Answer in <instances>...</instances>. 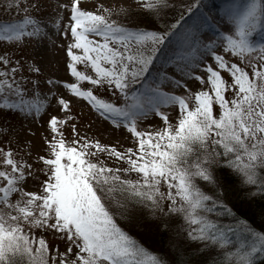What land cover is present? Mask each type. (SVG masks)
<instances>
[{"label": "snow or ice", "instance_id": "snow-or-ice-1", "mask_svg": "<svg viewBox=\"0 0 264 264\" xmlns=\"http://www.w3.org/2000/svg\"><path fill=\"white\" fill-rule=\"evenodd\" d=\"M40 3L4 0L5 13L24 15L0 20V40L23 47L51 39L33 15ZM60 7L69 9V19L61 24L57 14L53 26L63 27L69 40L70 79H48L43 94L39 80L16 75L19 60L0 55V114L39 117L48 104L42 95L65 110L48 120V154L37 157L45 174L39 191L25 188L32 165L0 147V264H256L264 258V0H226L218 16L191 0L170 21L174 0H136L135 14L148 22L134 24L122 19L133 14L127 0L94 10L80 0ZM29 71L41 68L29 63ZM57 86L126 129L133 145L120 150L79 135L74 123L75 138L66 141L61 125L78 117L68 115L70 100L56 97ZM149 115L160 119L159 128L138 124ZM109 158L116 166L105 163ZM230 180L243 194L238 204L230 199ZM47 232L66 241L64 251L49 244ZM140 232L168 235V249H150Z\"/></svg>", "mask_w": 264, "mask_h": 264}, {"label": "rangeland", "instance_id": "rangeland-1", "mask_svg": "<svg viewBox=\"0 0 264 264\" xmlns=\"http://www.w3.org/2000/svg\"><path fill=\"white\" fill-rule=\"evenodd\" d=\"M179 1L180 0L176 2ZM31 2H35V0H31ZM113 2H115V0H80L81 6L88 10H94L97 4L100 3L107 5ZM127 2L131 4L133 10H135L136 0H127ZM69 4L70 0H41L39 10L33 12V15L39 17L47 26L48 36H50L51 39L44 38L39 41L32 40L24 44L23 47L13 46L11 42L0 40V55L7 54L11 57L13 63L19 60L20 69L17 71L16 75H23L29 80H39V88L43 94H46L51 88V86L46 83L48 79H70V74L66 71V46L69 40L66 36L62 35L64 32L63 27L57 30L53 26L57 14L62 17L61 24L67 23L69 19V9L67 7L61 8L60 5ZM0 16H15L13 15V11L9 13L4 12V0H0ZM122 19L124 18L122 17ZM129 19L130 16L125 18V20L128 21ZM131 20L132 22L135 21L133 19ZM29 63L40 67L41 72L39 74L30 72ZM244 65L245 62H241V66ZM0 67L5 66L0 65ZM78 67L83 68L82 65H78ZM87 71L91 72V69L89 68ZM187 83L193 90H197L199 87L198 83L195 81L189 80ZM25 86L27 87L28 85ZM81 86L89 87L91 85L86 81H81ZM91 87L96 91V86ZM52 91L56 93V97L63 95L66 99H69L71 111L68 115H75L78 117L75 120L67 121L65 124L61 125V129L64 133L63 138L66 141H71L75 138L71 131V124L74 123L76 125V132L79 135L98 139L104 144L116 145L120 150L133 145V137L126 129L116 128L111 125L110 122L98 118V115L82 98L73 97L70 92H67V90L63 89L61 86L53 88ZM179 92L182 93L183 90L181 89ZM97 94L103 95L105 98H111V93H106L104 89H99ZM41 98H47L48 104L46 108L42 110L39 117L34 115H13L10 113L7 115L0 114V147H11L17 159L23 158L28 164L32 165L34 170L32 178L28 179L25 185L26 190L32 191L40 190L39 184L45 175L41 171L44 165L41 161L37 160V157L48 154L45 140L52 136L48 120L52 115L58 117H63L65 115V110L61 108L55 97H46L42 95ZM166 111L169 112L170 119L175 116V112L172 109H166ZM138 124L142 128H148L149 126L152 128H159L161 121L157 116L149 115L146 119L138 121ZM5 128H7L6 132L3 131ZM105 163L116 166V162L111 158L106 160ZM119 166L124 167L126 165L120 162ZM162 190H166V186H162ZM205 191L212 194L213 189L211 186H205ZM165 203H167V201H165ZM225 222L227 223L229 221L226 220ZM36 231L38 235L39 231ZM139 234L141 239L144 238L153 244L155 241L158 244L160 242L159 236H161L162 243L160 244H162V247L165 250L169 247V237L166 234L162 235L158 232H153L151 234L140 232ZM46 239L50 245L58 247L60 251L65 250L66 241L62 240L58 235L47 232Z\"/></svg>", "mask_w": 264, "mask_h": 264}, {"label": "trees", "instance_id": "trees-1", "mask_svg": "<svg viewBox=\"0 0 264 264\" xmlns=\"http://www.w3.org/2000/svg\"><path fill=\"white\" fill-rule=\"evenodd\" d=\"M176 1H178V0H176ZM176 1L174 0V2L176 4V7L172 11L168 12V14H167V20H169V21L171 19H173L174 17L178 16L181 13V11H182V5L191 2V0H180L179 2H176ZM225 2H226V0H202V3L205 4V5H207V7L204 9V11L205 12H210V14L217 15V16L219 15L220 9H221V7L223 6V4ZM19 14H20V16H19ZM13 15H15V16H10V17H8V16L7 17L6 16H0V20L6 21V20H9V19L19 18V17H22L24 15V13H22V12L21 13H17L15 11H13ZM2 17H6V18H2ZM131 19H133L135 21L132 22ZM186 19H187V17H186ZM138 21H145V23L148 22L147 20H145V18L143 16L136 15L135 14V10H133V14L130 15L129 21L126 20V22L127 23L129 22V24H134V23H136ZM156 23L159 24L160 21H156ZM228 183H230V185H232L231 186L230 199L234 203H237V204L240 203V201L243 199V194L240 192V189L238 187L239 184L237 182H235V181H232V180L228 181ZM259 205H260V201H259V198H257V200L255 202V208L257 210V213H258ZM249 215L252 216L253 215L252 212H249ZM253 219L255 220V225L254 226H258L259 223H260V217H259V215L256 214L255 216H253ZM161 238L162 237L159 236V241L160 242L158 244L156 243V241H155L154 244L153 243H150V242H148L144 238L142 239V241L150 249L156 250V251H160L162 249L165 250L162 247V244H160V243H162L161 242V240H162ZM256 264H264V258H261V257L258 256L257 257Z\"/></svg>", "mask_w": 264, "mask_h": 264}]
</instances>
